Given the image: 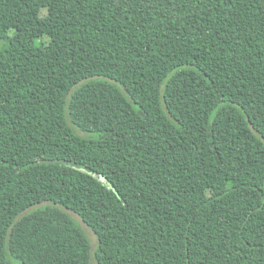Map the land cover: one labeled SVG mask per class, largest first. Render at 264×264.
Instances as JSON below:
<instances>
[{"label":"trees","instance_id":"trees-1","mask_svg":"<svg viewBox=\"0 0 264 264\" xmlns=\"http://www.w3.org/2000/svg\"><path fill=\"white\" fill-rule=\"evenodd\" d=\"M0 41V264H264V0H0Z\"/></svg>","mask_w":264,"mask_h":264},{"label":"rangeland","instance_id":"rangeland-1","mask_svg":"<svg viewBox=\"0 0 264 264\" xmlns=\"http://www.w3.org/2000/svg\"><path fill=\"white\" fill-rule=\"evenodd\" d=\"M12 34V33H10ZM4 42L0 41V49L3 47ZM81 228V230L84 232V234L87 236L89 242H90V246H91V250L93 251L94 248L97 246V239L96 236L86 227V225L80 220V218L73 214L72 212L68 211V210H64ZM93 264H95L93 262Z\"/></svg>","mask_w":264,"mask_h":264}]
</instances>
